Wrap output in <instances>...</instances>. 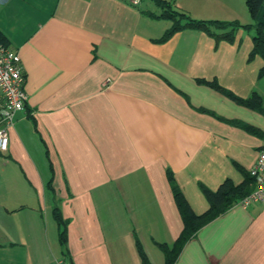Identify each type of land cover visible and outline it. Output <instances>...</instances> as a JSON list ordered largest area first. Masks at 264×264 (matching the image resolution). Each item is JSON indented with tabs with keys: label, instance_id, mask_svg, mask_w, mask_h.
Masks as SVG:
<instances>
[{
	"label": "crops",
	"instance_id": "1",
	"mask_svg": "<svg viewBox=\"0 0 264 264\" xmlns=\"http://www.w3.org/2000/svg\"><path fill=\"white\" fill-rule=\"evenodd\" d=\"M213 2L174 7L209 20ZM161 15L154 0H0V31L21 56L29 96L0 152V264H143L138 244L165 264L164 247L184 229L168 173L197 215L210 209L202 187L250 174L264 148L253 36L187 28L160 41L173 25ZM200 80L256 93L263 107ZM175 264H264V204H235Z\"/></svg>",
	"mask_w": 264,
	"mask_h": 264
},
{
	"label": "trees",
	"instance_id": "2",
	"mask_svg": "<svg viewBox=\"0 0 264 264\" xmlns=\"http://www.w3.org/2000/svg\"><path fill=\"white\" fill-rule=\"evenodd\" d=\"M154 1L162 10L161 16L166 17L173 22L171 28L167 30L160 41H166L176 32L187 28L202 30L217 37L218 39L227 40H232L234 35L238 31L239 25L237 23H229L219 20L195 19L188 13L176 9L174 7L175 0ZM247 4L250 14L255 22L254 25H248L249 28L254 27L255 29V34L253 35V50L251 56L254 57L259 55L264 59V0H247ZM0 43H3L5 46L9 47V41L7 37L1 33V31ZM260 76H264V66L261 69ZM200 82H205L211 85L213 88L228 95L237 103L243 106H247L256 110H261L263 107V100L261 96L256 93H254L251 97L244 99L237 97L231 91L224 89L216 81L208 82L200 80ZM247 130L252 133L258 132L251 126H248ZM168 179L171 183L175 201L183 219L184 229L173 247H164L166 257L165 264H175L186 244L194 237H196V235L203 227L226 213L235 204H238L242 199L250 195L256 188L255 179L250 174L239 185L234 184L231 180H226L216 191H211L206 187H202V191L210 203V209L201 215H197L188 203L171 172L168 173ZM54 214L60 229V243L64 248H66V222L61 217L58 209H55ZM138 250L143 264H152L140 244H138Z\"/></svg>",
	"mask_w": 264,
	"mask_h": 264
},
{
	"label": "built area",
	"instance_id": "3",
	"mask_svg": "<svg viewBox=\"0 0 264 264\" xmlns=\"http://www.w3.org/2000/svg\"><path fill=\"white\" fill-rule=\"evenodd\" d=\"M139 4L141 0H128ZM29 96L26 91V73L21 56L0 43V152L9 150V130L15 125L19 112L26 110ZM255 179V190L238 204L248 207L254 203L264 204V148L259 152L256 164L250 171ZM57 264H72L68 256H62Z\"/></svg>",
	"mask_w": 264,
	"mask_h": 264
},
{
	"label": "rangeland",
	"instance_id": "4",
	"mask_svg": "<svg viewBox=\"0 0 264 264\" xmlns=\"http://www.w3.org/2000/svg\"><path fill=\"white\" fill-rule=\"evenodd\" d=\"M212 1H214L212 3L213 9L211 12L210 11L208 12H210V14L212 13L213 17H210L209 20H219L229 23H237L239 25L238 31L241 30L242 32L250 36H253L255 34L254 27L252 28L248 27V25H254L255 22L250 14L247 0H212ZM202 14H206L205 11L202 12Z\"/></svg>",
	"mask_w": 264,
	"mask_h": 264
}]
</instances>
